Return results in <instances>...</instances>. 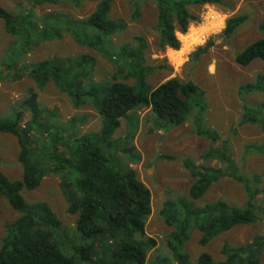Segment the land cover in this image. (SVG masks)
<instances>
[{"label": "trees", "instance_id": "1", "mask_svg": "<svg viewBox=\"0 0 264 264\" xmlns=\"http://www.w3.org/2000/svg\"><path fill=\"white\" fill-rule=\"evenodd\" d=\"M131 1L134 19H137L142 2L147 0ZM153 1L158 9V48L161 51L181 50L177 34L186 35L191 24L200 23V17L192 13L194 8L210 5L224 8L225 12L234 11L224 0ZM29 2L31 8L20 6L17 13L0 6V20L14 38L12 48L0 61V79L27 77L38 90L53 83L76 108L91 104L100 116L101 129L74 137L71 144L67 143L61 132L52 129L50 117L54 113L41 106L36 89H30L28 96L9 115L0 113V132L18 139L19 162L24 171L20 180L11 181L0 170V198L19 214L15 221L5 226L0 264H148L149 253L158 247V242L147 234V223L153 214V195L137 172L120 161L118 153L125 141L116 138L123 121H132V112L142 108L151 109L159 126L166 128L183 126L192 116L197 135L210 142L203 160L223 165L210 168L185 161V168L195 178L189 199H169L163 204L160 215L174 230L168 244L176 264H191L184 247L194 231L200 234L199 245L205 247L238 226L252 225L260 220L264 215L263 177L243 175L230 155L228 141L201 124L207 105L198 99L205 93L193 81L173 78L155 88L150 84L149 79L159 67L148 64L149 44L143 36H135L129 43L115 42L114 37L124 33L127 26L124 21L110 18L112 1L100 2L95 12L85 19H75L59 11L38 16L34 11L36 7L58 6L65 2L77 7L81 0ZM249 20L247 14L231 16L222 37L230 41L239 27ZM259 31L264 35V22L259 25ZM65 36L114 65L117 72L113 80H95L96 59L90 55L27 63V56L38 45L62 40ZM213 46L214 40L210 39L191 58L208 53ZM258 60L264 62V38L235 57L236 64L245 68ZM130 80L133 83L127 82ZM254 92H264V76L258 78L256 85L244 86L240 91L241 95ZM26 113H30L31 119L23 125ZM84 122L85 119L75 118L69 126L74 130ZM241 123L259 126L264 132V104L254 110L244 104ZM248 150L264 155V144L249 146ZM1 161L0 155V164ZM51 173L61 177L69 214L76 217L70 229L64 226L49 203H29L22 194L36 191ZM222 178L243 186L246 205L235 207L219 200L198 206L196 202ZM263 249L264 237H257L253 243L240 247L224 245L223 261H216L204 253L195 264H261L259 254Z\"/></svg>", "mask_w": 264, "mask_h": 264}, {"label": "rangeland", "instance_id": "2", "mask_svg": "<svg viewBox=\"0 0 264 264\" xmlns=\"http://www.w3.org/2000/svg\"><path fill=\"white\" fill-rule=\"evenodd\" d=\"M102 1L104 0H81L77 7L65 2L58 6L36 7L34 11L38 16L49 11H59L75 19H85L95 12ZM110 1H112L110 18L114 21H124L127 26L124 33L114 37L115 42L129 43L135 36L146 38L149 44L148 64L159 67L149 79L154 88L173 78L184 82L193 81L200 91L205 93L203 98L198 99V102L207 105V112L203 113L201 124L215 130L228 141L230 155L241 169V173L250 177L262 176L261 188H264V155L248 150L249 146L259 147L264 144V132L259 126L241 123L244 104L252 110L260 107L264 104V92L244 95L240 93L244 86L256 85L258 78L264 76V62L258 60L246 68L235 62L239 52L264 38L259 31V25L264 22V0H224L226 5L233 6V12L227 10L225 12L224 8L210 5L194 8L192 13L200 17V23L191 24L186 35L177 34L182 43L180 51L169 48L161 51L158 48V9L153 0L142 2L140 16L137 19H134L135 10L131 0ZM0 6L11 13H17L20 6L27 9L32 7L29 0H0ZM236 14L250 15V20L239 27L228 41L222 37V32L226 21ZM210 39L214 40V46L208 53L191 58L192 54L205 46ZM187 40L190 41L189 45L186 44ZM13 42L14 38L6 32L4 22L0 20V61L6 57ZM83 55H90L96 59L94 75L97 82L113 80L117 72L114 65L99 53L77 44L70 36H65L62 40L41 43L30 52L26 61L33 64L53 58ZM118 80L124 81L122 78ZM127 82L133 83L131 80ZM30 89H36L41 106L54 113V116L50 117L52 129L54 132H61L67 143L71 144L74 137L100 131V116L91 104L76 108L71 99L53 83L44 90H38L33 80L27 77L0 79V113L9 115L11 110L28 96ZM196 110L200 112L199 109ZM75 118L85 119V122L73 130L69 124ZM30 119V113H26L23 125ZM131 119L134 124L132 121H123L122 128L116 134V138L125 141L118 157L124 165L137 172L140 180L153 195V214L147 223V234L158 242V247L149 253L148 264H176L168 244L174 230L165 224L160 215L163 204L169 199H189V190L195 178L185 168V161H194L196 165L210 168H221L223 165L217 161L203 160L202 157L207 153L210 142L197 135L192 116L183 126L169 128L159 126L151 109L142 108L134 111ZM20 150L19 141L15 136L0 132L2 158L0 170L11 181L20 180L23 176V167L19 162ZM116 163H119L117 159ZM22 194L29 203H49L65 227L70 229L74 226L76 217L69 214V203L63 192L60 176L51 173L43 179L36 191H25ZM261 198L262 196L259 197ZM219 200L235 207H244L247 202L241 184L229 178H222L215 182L205 197L196 204L202 206ZM0 207L1 248L6 224L15 221L19 214L4 198H0ZM257 237H264V215L252 225L238 226L222 234L205 247L199 245L200 234L194 231L184 251L189 255L191 264H195L197 258L204 253L210 254L216 261H223L224 245L240 247L253 243ZM259 255L261 264H264V249Z\"/></svg>", "mask_w": 264, "mask_h": 264}, {"label": "bare ground", "instance_id": "3", "mask_svg": "<svg viewBox=\"0 0 264 264\" xmlns=\"http://www.w3.org/2000/svg\"><path fill=\"white\" fill-rule=\"evenodd\" d=\"M194 40H195V39H194ZM192 41H193V39H192ZM189 43H190V41H189V40H187V41H186V44H188V45H189ZM193 43H194V42H193ZM193 43H192V44H193ZM198 43H199V42H198ZM184 44H185V43H184ZM192 44H191V45H192ZM195 44H196V43H195ZM193 45H194V44H193ZM185 46H186V45H185ZM178 54H179V53H178ZM185 55H186V54H185ZM182 57H183V56H182Z\"/></svg>", "mask_w": 264, "mask_h": 264}, {"label": "crops", "instance_id": "4", "mask_svg": "<svg viewBox=\"0 0 264 264\" xmlns=\"http://www.w3.org/2000/svg\"><path fill=\"white\" fill-rule=\"evenodd\" d=\"M178 36V35H177ZM179 38V37H178Z\"/></svg>", "mask_w": 264, "mask_h": 264}]
</instances>
